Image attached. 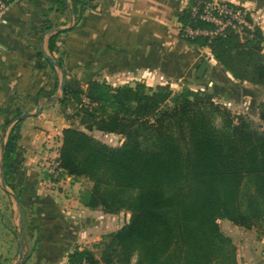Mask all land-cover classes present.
<instances>
[{
  "label": "trees",
  "instance_id": "trees-1",
  "mask_svg": "<svg viewBox=\"0 0 264 264\" xmlns=\"http://www.w3.org/2000/svg\"><path fill=\"white\" fill-rule=\"evenodd\" d=\"M198 1L190 0L182 11L181 25L214 29L193 15ZM54 2L57 10L67 9L66 0ZM73 6L78 23L90 0H73ZM243 19L216 36L187 38L210 47L233 78L264 86V31L250 13ZM51 29L52 24L44 30ZM58 35L49 39L51 53L59 50ZM57 61L64 65L62 56ZM187 89L175 93L169 84L150 87L141 81L112 87L92 80L86 89L66 85L62 101L77 103L84 129L63 130L61 167L66 175L91 182L80 193L85 206L131 212L127 223L96 244L102 249L99 258L91 249H76L70 262L131 264L136 255L135 264H238L237 248L220 219L256 227L264 237V101L258 106L260 130L249 116L234 114L212 94ZM20 125L12 127L5 145L8 185L16 177ZM94 130L124 140L113 146L95 137ZM14 192L20 197L22 190Z\"/></svg>",
  "mask_w": 264,
  "mask_h": 264
},
{
  "label": "crops",
  "instance_id": "crops-1",
  "mask_svg": "<svg viewBox=\"0 0 264 264\" xmlns=\"http://www.w3.org/2000/svg\"><path fill=\"white\" fill-rule=\"evenodd\" d=\"M224 1L264 13V0ZM66 2L67 9L59 11L54 0H11L0 12V188L14 203L23 229L18 249L23 260L31 256V264H63L76 249L82 250L87 227L82 217L100 211L82 203L78 183L69 193L42 177L39 158L45 139L48 146L52 143L47 152L58 157L63 130L84 129L76 116L77 103L62 101L66 85L86 89L92 80L112 87L137 81L150 87L169 84L172 89L186 85L253 113L264 100V86L233 78L210 47L181 33L180 15L190 0H90L78 23L73 0ZM48 19L51 23L46 24ZM51 24L53 29L45 31ZM57 33L59 50L51 53L49 39ZM61 56L63 66L57 61ZM205 60L208 66L202 74ZM18 121L15 181L20 197L8 189L4 173L6 141ZM236 245L238 264H264L263 236L250 235Z\"/></svg>",
  "mask_w": 264,
  "mask_h": 264
},
{
  "label": "rangeland",
  "instance_id": "rangeland-1",
  "mask_svg": "<svg viewBox=\"0 0 264 264\" xmlns=\"http://www.w3.org/2000/svg\"><path fill=\"white\" fill-rule=\"evenodd\" d=\"M187 88L189 87L186 85H182L181 87L176 86L174 87L173 91L175 93H179V92L186 93L188 90ZM262 94L264 97V89L262 90ZM217 102L220 103L222 106L224 105L227 108H230L234 114L237 113L246 114L247 116H249V118L252 119L254 126L256 128L260 130L262 129L263 125L260 120L259 109H258V113H253L251 111H247V109L243 107H237L234 106L233 104H227L221 101H217ZM261 103H259V105ZM94 135L110 145L119 146L122 144L121 142L123 136L121 137L114 135H105L97 132H94ZM44 144L46 145L44 146ZM50 145L52 146V143L50 142L48 146V139H45L42 146L43 148L42 149L40 148L41 156L39 159L43 162V168H44L41 172L42 177L45 178L46 180L51 181V183L56 186V189L61 188L62 190L65 191L68 190L69 193L71 191L70 189L72 188L71 185L75 183H78V185L81 188V191L86 187L90 188L91 182L85 180L84 178H74L72 176L68 177V175H66L65 172L60 173L59 175H56L54 173V165L57 163L58 157H56L55 155H50V153L47 152L48 150L46 149H49ZM0 179H1V175H0ZM8 189L11 190L12 192L18 190L15 179L11 180ZM13 204L14 203L11 200L10 195L7 194V192H4L0 188V245L2 247H5L0 249V260L1 261L7 260V264H22L23 258L20 259V250L18 249L17 242L19 240L21 241V234L23 229H21L22 223H20V221L15 216L14 210H12ZM96 210H100V211L98 213L95 212L91 216V218L88 215L82 217L87 222V227L85 228V234L83 236V242H84L83 249L93 250L97 258H99L102 249L100 247H96V244L104 240L108 234L117 231L125 223H127L131 218V212L127 210H122L118 213H107L104 212L102 209H96ZM101 211H103V213ZM88 218H90V220H88ZM219 224L221 226L222 231L233 240L236 248H237L236 243H240L242 240L247 241V238L250 235L257 236V234H260L259 230L256 227H252L248 229L236 225L227 219H220ZM30 257L28 255L26 261L27 264H31ZM135 263H136V255L131 260V264H135Z\"/></svg>",
  "mask_w": 264,
  "mask_h": 264
},
{
  "label": "built area",
  "instance_id": "built-area-1",
  "mask_svg": "<svg viewBox=\"0 0 264 264\" xmlns=\"http://www.w3.org/2000/svg\"><path fill=\"white\" fill-rule=\"evenodd\" d=\"M228 2L224 0H199L193 10V15H198L202 20L211 22L215 25L212 30H206L202 28L193 27L190 24L184 26L180 25L181 33L186 37H196V36H216L222 33L227 27H236L237 24L244 21V14L250 13L254 22L261 26L264 31V13L258 10H251L248 7H243L244 10L234 8L229 5ZM9 5L8 0H0V12L4 11ZM86 103L89 102L87 98H84ZM64 170L60 165V162L54 165V173L59 175L63 173ZM63 264H90L87 259H83L80 262H70L67 259Z\"/></svg>",
  "mask_w": 264,
  "mask_h": 264
},
{
  "label": "water",
  "instance_id": "water-1",
  "mask_svg": "<svg viewBox=\"0 0 264 264\" xmlns=\"http://www.w3.org/2000/svg\"><path fill=\"white\" fill-rule=\"evenodd\" d=\"M60 29H62V28H60ZM46 56H47V58L49 59V60H51V61H53L54 62V59L48 54V53H46ZM207 66H208V61L207 60H205V62L203 63V65H202V67H201V69H200V73H202V74H204L205 73V71H206V68H207ZM201 74V75H202ZM30 113H23V114H21L17 119L19 120V119H22L23 117H25V116H27V115H29ZM15 199H16V201L18 202V198L17 197H15ZM21 242L19 241V244H20ZM20 257L22 258L23 257V251H22V249L20 250Z\"/></svg>",
  "mask_w": 264,
  "mask_h": 264
}]
</instances>
